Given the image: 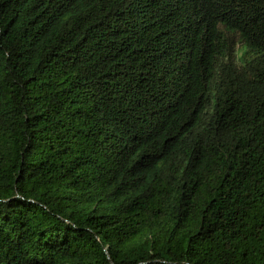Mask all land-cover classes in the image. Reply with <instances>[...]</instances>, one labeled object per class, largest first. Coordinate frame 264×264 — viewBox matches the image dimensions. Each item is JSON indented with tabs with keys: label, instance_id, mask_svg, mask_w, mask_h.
I'll use <instances>...</instances> for the list:
<instances>
[{
	"label": "trees",
	"instance_id": "16d2710c",
	"mask_svg": "<svg viewBox=\"0 0 264 264\" xmlns=\"http://www.w3.org/2000/svg\"><path fill=\"white\" fill-rule=\"evenodd\" d=\"M0 264H264V0H0Z\"/></svg>",
	"mask_w": 264,
	"mask_h": 264
}]
</instances>
